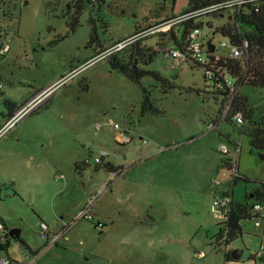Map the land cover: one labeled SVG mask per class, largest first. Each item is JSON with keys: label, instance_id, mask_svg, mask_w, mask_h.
I'll return each instance as SVG.
<instances>
[{"label": "rangeland", "instance_id": "374dc122", "mask_svg": "<svg viewBox=\"0 0 264 264\" xmlns=\"http://www.w3.org/2000/svg\"><path fill=\"white\" fill-rule=\"evenodd\" d=\"M189 1L102 0L79 11L75 0H0V45L8 46L0 58V130L10 118L5 100L18 110L36 98L0 136V186L7 188L0 221L8 231L20 230V240L10 238L0 258L11 264H264V211L244 220L243 235L230 245L217 241L224 219L217 199L264 206L248 199L264 190V161L250 145V124L232 117L219 122L221 101L203 69L177 66L166 56L165 48L175 46L171 32L140 40L158 50L143 68L176 85L167 94L151 76L137 85L111 69L110 59L128 58L134 43L98 59L182 15ZM207 21L217 28L218 56L229 57L219 30L232 21L204 18L206 31ZM143 88L162 113L142 115ZM240 94L255 111L254 123L262 122L264 88L245 84ZM125 133L131 141L119 142ZM108 163L124 173L112 176ZM232 165L250 182L235 184ZM87 210L95 222L82 217ZM44 226L51 238H64L51 244L40 236ZM233 251L240 258L227 261Z\"/></svg>", "mask_w": 264, "mask_h": 264}, {"label": "trees", "instance_id": "16d2710c", "mask_svg": "<svg viewBox=\"0 0 264 264\" xmlns=\"http://www.w3.org/2000/svg\"><path fill=\"white\" fill-rule=\"evenodd\" d=\"M220 1L222 0H190L187 10L189 11L206 7ZM75 2L77 3L78 10L82 11L84 7H86V3H100L102 0H75ZM237 21L238 24L230 22L224 25L219 31L223 37L231 40L233 47L243 49L245 44H248L247 51L245 52L247 70L245 71L243 69L242 62L231 59L221 60L219 62V68L227 71L228 75L235 80L236 87L242 88V86L247 84L255 88H264V4H262L258 10H252L249 14L242 15ZM76 23L77 21H75V24ZM195 26L196 25L193 22L187 24V28L183 30L184 37L182 39L185 38L188 30ZM75 29L76 27L73 23V32ZM171 37L177 45H180L179 39L174 32H171ZM157 55L158 50L146 47L143 45V42L136 41L132 45L130 56L128 58L113 56L110 59V67L113 71L123 74L127 79L137 85H141L142 80L145 77L151 76L162 84L163 91L167 94L169 91L174 90L176 85L162 77L158 72L143 68V66L153 63ZM143 92L144 99L142 102V115L144 116L149 113H162L152 104L151 96L148 90L143 88ZM214 93L217 98L216 100L220 101V97H227L231 93V90L225 86L222 90L216 88ZM5 106L9 109L10 117H12L16 111L15 105L10 101L5 100ZM235 111H241L244 113L246 120L244 125L247 123L250 124L247 128V135L249 137L251 147L259 153H264V120L260 123H254L253 119L255 111L250 106L248 99L241 94L236 96ZM226 161L227 160L224 159V162ZM105 167L107 171L116 176L124 173L121 168L118 169L111 163H108ZM228 169H231V167L229 166ZM241 180L250 182L248 178H242L239 176L233 177L235 184ZM4 189L7 188L5 186H0V196ZM252 197H256L264 201V190H257L254 194L250 195L248 199ZM254 215L256 216V214L252 211L251 205H248L247 203L243 205H236L233 203L228 220L221 224L222 227L217 240L224 238L225 235L223 244H226L227 246L230 245L243 235L242 222L252 218ZM96 227H98V225H96ZM223 227L225 228V233L223 231ZM9 244L10 239L4 247L0 246V249L9 251ZM225 259L227 261H234L230 252L226 253Z\"/></svg>", "mask_w": 264, "mask_h": 264}, {"label": "built area", "instance_id": "2783aa9c", "mask_svg": "<svg viewBox=\"0 0 264 264\" xmlns=\"http://www.w3.org/2000/svg\"><path fill=\"white\" fill-rule=\"evenodd\" d=\"M262 4H264V0H222L218 3L206 7L189 11L187 10L180 16L167 18L157 27L147 28L136 33L123 42H120L117 45L107 49L101 54V56L98 57V59L109 57L117 51L123 49L127 45L132 44L136 41H140L141 39H145L151 35L157 33H164L166 35L167 33L172 32V27H174L176 29L174 30V32L179 39L180 45H177L175 43L174 47L165 48L166 56L171 57L177 66L182 64H189L192 68H202L204 71L205 80L206 82L211 83L210 85H212L213 90H215L216 88L222 90L225 86H227L231 90V93L227 97H220L221 118L219 122L226 121L227 119L232 117V120H234L237 124L244 125L246 123L244 113L241 111H235L236 96L240 94L241 88L236 87L235 80L228 75L227 71L219 68V62L225 59L240 61L242 62L243 69L246 71L247 66L245 60V52L247 51L248 44H245L243 49H239L233 47L229 38L223 37L225 41L221 43L220 47L230 50L231 53L227 58H220L218 56L219 47L214 42L217 28H214L213 24H211V21H207L208 30H204V18H228L232 21V23L238 24L237 20L239 17L245 14H249L252 10H258ZM190 22H193L196 26L189 29L185 38L182 39L184 37L183 30L187 28V24H189ZM159 26H164L166 28L164 30H161L158 29ZM2 37L3 35H0V39ZM7 52L8 46L6 45V42L3 41L0 45V58L4 57ZM2 89L3 85L0 79V90ZM29 109L30 107H24L14 116L10 117L5 123L4 127L0 130V136L10 130L23 116H25L29 112ZM218 124L210 126V130L216 129L218 127ZM117 139H119V141H121L122 143L131 141L130 136L126 133L119 134ZM222 153H229L227 147H224ZM105 155L106 154L104 153L100 158H97L96 162L98 164H102ZM231 169L233 170V172H235V176L239 175V167L237 165H232ZM112 176L115 175L112 174ZM232 204V198L228 195L222 197L219 200H216L215 205L216 208H220L223 214V222L228 220ZM251 206L252 211L257 214L258 218L263 217L262 213L264 211V206L258 203ZM82 217L87 218L88 220L93 222H95L96 220L95 216L91 214L90 210L84 212ZM97 225L100 228H103L104 226V224H102L100 221L97 222ZM256 226L260 227L261 223L256 222ZM223 231L225 233V228ZM40 236L48 240L51 239V244H57L64 238V235H57L51 238L47 226H44L42 228ZM10 238L11 237L8 228L3 221H0V246L4 247ZM224 239L225 235L224 238L217 241L221 242ZM0 264H11V261L8 257H1Z\"/></svg>", "mask_w": 264, "mask_h": 264}, {"label": "water", "instance_id": "95a60500", "mask_svg": "<svg viewBox=\"0 0 264 264\" xmlns=\"http://www.w3.org/2000/svg\"><path fill=\"white\" fill-rule=\"evenodd\" d=\"M259 157L264 161V153H259ZM10 237L15 240H20V230L13 229L9 231ZM232 258L237 260L240 256L237 254V251L232 252Z\"/></svg>", "mask_w": 264, "mask_h": 264}, {"label": "crops", "instance_id": "0c3cea01", "mask_svg": "<svg viewBox=\"0 0 264 264\" xmlns=\"http://www.w3.org/2000/svg\"><path fill=\"white\" fill-rule=\"evenodd\" d=\"M5 56H6V55H5ZM34 100H36V98H34L32 101H34ZM32 101H31V102H32ZM31 102H28V103H27L26 105H24L22 108L26 107V106L29 105ZM22 108L16 110L12 116H14V115H15L17 112H19ZM118 141H119V139H118ZM119 142H121V141H119ZM121 143H122V142H121Z\"/></svg>", "mask_w": 264, "mask_h": 264}]
</instances>
